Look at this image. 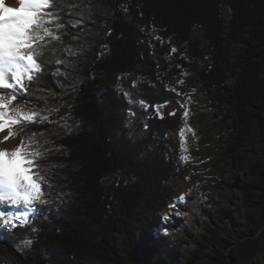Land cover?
<instances>
[{
	"label": "trees",
	"instance_id": "1",
	"mask_svg": "<svg viewBox=\"0 0 264 264\" xmlns=\"http://www.w3.org/2000/svg\"><path fill=\"white\" fill-rule=\"evenodd\" d=\"M55 11L65 25H51L62 38L54 46L63 63L53 58L29 95L13 102L44 115L57 110L49 116L55 123L23 122L18 133L26 143L44 133L36 137L44 153L38 163L51 186L27 226L0 230V264L184 262L170 239L149 234L170 195L149 172L147 134L176 128L159 106L184 101L180 88L193 67L215 95V117L231 120L225 146L247 175L240 196L209 211L185 262L230 264L231 247V264H252L264 233L232 244L264 225V147L258 152L250 142L264 143V0H65ZM197 27L207 50L191 38ZM229 44L241 46L236 59ZM246 146L251 155H238Z\"/></svg>",
	"mask_w": 264,
	"mask_h": 264
},
{
	"label": "rangeland",
	"instance_id": "2",
	"mask_svg": "<svg viewBox=\"0 0 264 264\" xmlns=\"http://www.w3.org/2000/svg\"><path fill=\"white\" fill-rule=\"evenodd\" d=\"M222 12L226 20L230 18L225 4ZM147 32L151 33L152 30L147 29ZM191 38L204 49H208V41L200 27L191 32ZM240 48V45L229 44L233 59H236ZM186 82L187 84L180 88L184 101L161 105L158 110L164 119L173 117L174 121L169 127L176 128L164 131L161 127H157V130L152 127L147 134L153 140L149 172L156 180L163 182L166 192L170 195L156 213L155 224L150 228L149 234L155 240L170 239L182 252L184 262L181 264H186L185 261L195 250L196 239L203 230L209 211L214 205L229 202L233 194L240 196L241 186L247 175V166L244 165L242 170L237 169L234 155L225 146L231 120L224 123L223 113L221 118L215 117L212 105L215 95L203 90L197 67H193L186 74ZM232 82L233 79H230V85ZM221 107L225 111L229 105L223 103ZM185 111L188 112L187 117L184 116ZM253 127L257 131L256 123H253ZM181 129L184 130L183 137L180 135ZM16 138L22 137L18 134ZM146 138L144 137V140H147ZM250 142L251 147L254 146L255 150L261 152L264 147L262 140L253 138ZM251 147L246 146L237 154L250 156L253 151ZM115 178L111 177L109 182L115 181ZM122 179L126 183L130 181L126 176H122ZM182 194L185 195V200L179 201L178 197ZM212 198L215 200L210 201ZM170 204H175L176 207L169 209ZM0 212L17 215L26 211L11 204L0 203ZM32 213L29 210L28 215L31 216ZM165 214H168L167 218H164ZM2 229L4 228L0 227V230ZM263 233L264 225L257 233L236 240L232 247L248 238L260 237ZM231 254L230 247L227 249L230 264ZM195 264L213 263L209 258L203 257ZM252 264H264V243L262 249L254 255Z\"/></svg>",
	"mask_w": 264,
	"mask_h": 264
},
{
	"label": "snow or ice",
	"instance_id": "3",
	"mask_svg": "<svg viewBox=\"0 0 264 264\" xmlns=\"http://www.w3.org/2000/svg\"><path fill=\"white\" fill-rule=\"evenodd\" d=\"M17 2L18 7H10L6 6V0H0V201L35 212L39 205L47 203L44 187L51 186L41 171L43 165L38 163L44 158V153L36 137L44 133L33 132L27 143L21 138L11 149L7 147V142L15 139L23 130V122L55 123L49 116L57 110H46L48 115H44L45 110L25 111L22 105H14L13 102L29 95L30 88L40 79L44 68L53 62V58L55 64L63 63L55 56L54 46V42L62 38L51 25L54 24L57 30L65 27L59 22L61 17L55 11L65 0ZM78 24L76 22L71 26L77 27ZM184 116H188L187 111ZM18 124L21 125L20 129L15 128ZM180 135L184 136L183 129ZM178 200L184 201L185 195H180ZM168 207L173 209L176 205L170 204ZM30 220L27 212L17 215L0 212V227L5 230L27 226ZM26 244L31 245V241H26Z\"/></svg>",
	"mask_w": 264,
	"mask_h": 264
},
{
	"label": "bare ground",
	"instance_id": "4",
	"mask_svg": "<svg viewBox=\"0 0 264 264\" xmlns=\"http://www.w3.org/2000/svg\"><path fill=\"white\" fill-rule=\"evenodd\" d=\"M6 6L18 7L19 5H18L17 0H6ZM19 142H20V138L11 139L7 142V147L9 149H11L14 145H17ZM0 203L2 204V203H6V202L0 201ZM6 204H8V203H6ZM8 205H10V204H8ZM11 206H13V205H11ZM20 208H21V210L22 209L25 210L27 213L29 212V209H24L22 207H20Z\"/></svg>",
	"mask_w": 264,
	"mask_h": 264
}]
</instances>
